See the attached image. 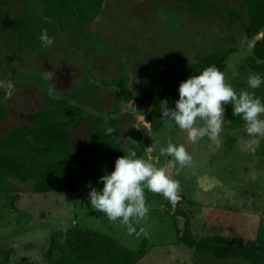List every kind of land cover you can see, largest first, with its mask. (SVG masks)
Here are the masks:
<instances>
[{
  "label": "rangeland",
  "instance_id": "obj_1",
  "mask_svg": "<svg viewBox=\"0 0 264 264\" xmlns=\"http://www.w3.org/2000/svg\"><path fill=\"white\" fill-rule=\"evenodd\" d=\"M3 1L4 25L42 11L34 0ZM201 1L205 12L193 14L168 0H99L101 12L90 24L58 32L51 46L36 53L18 47L5 29L0 30V91L6 108L0 134L14 125H31L35 115L47 109L43 96H48L83 111L84 121L68 129L70 145L80 154L99 157L88 141L87 128L103 115L118 120L122 147L140 155L152 145V156H159L156 166L166 172L172 157L159 151L169 143L183 144L192 156L189 166L171 170L180 183L179 201L173 206L145 190L148 214L134 223L136 232L131 234L126 225L109 221L89 205L91 184L82 183L70 193L36 194L31 183L9 179L15 192L8 195L17 198L9 208L0 195V264H5V254L12 261L20 257L40 261L52 239L75 225L105 234L129 251L144 248L132 264H250L217 259L185 242L190 236L256 237L264 219V137L249 136L245 126L224 124L219 148L207 137L193 144L186 132L168 121L160 130H151L142 103L149 89L177 77L205 55L232 47L235 51L218 68L234 89H248L246 81L253 72L235 70L264 31L251 41L245 38L241 0ZM231 13H242L244 21ZM45 73L50 76L45 78ZM125 76L128 99L113 86L114 79ZM248 90L264 96V84Z\"/></svg>",
  "mask_w": 264,
  "mask_h": 264
},
{
  "label": "trees",
  "instance_id": "obj_2",
  "mask_svg": "<svg viewBox=\"0 0 264 264\" xmlns=\"http://www.w3.org/2000/svg\"><path fill=\"white\" fill-rule=\"evenodd\" d=\"M34 1L42 7L40 15L31 17V14H27L4 25V1L0 0V30L5 29L18 47L34 53L46 48L39 41L42 30L46 29L49 36L55 37L58 32H65L70 27L84 28L101 12L99 0ZM168 1L186 6L193 14L205 12L201 0ZM241 1V7L246 13L245 21L242 13H231V16L244 21L243 34L251 41L264 31V0ZM228 26L231 27V23ZM234 51L232 47L211 52L177 77L165 80L145 92L142 103L147 106L146 120L150 129L158 131L167 121L161 117L164 102L174 108L178 100L177 88L181 82L199 74L208 66L219 67ZM245 70L264 76V34L254 42L250 54L235 71L241 73ZM113 84L126 99L129 98L126 76L114 79ZM235 90L239 92L241 89ZM254 93L264 99L262 94L257 91ZM78 96L75 93L72 98ZM43 98L47 109L39 111L31 125H14L7 134H0V195H4L9 208L14 207L17 198L8 195L15 192V189L9 187V179L31 183L36 194L70 193L76 191V186L82 183L91 184L100 190L102 184L98 183L99 178L113 170L118 157L127 154L128 149L120 144L118 120L103 115L95 117L87 128L88 141L99 157L93 159L74 151L70 145L71 133L68 129L84 121L83 111L62 99L48 96ZM5 115L3 92L0 91V123ZM224 119V124L232 128L244 126L240 116L232 115L231 104L225 106ZM57 236L58 239L53 238L50 247L42 253L40 261L34 262L25 257L12 261L10 255L5 254V264H132L142 256L144 250L140 248L136 252L129 251L109 236L77 225L65 235L61 233ZM183 240H186L185 236ZM185 243L197 252L211 253L220 260L232 258L243 259L250 264H264V219L254 239L221 236L197 239L190 236Z\"/></svg>",
  "mask_w": 264,
  "mask_h": 264
},
{
  "label": "clouds",
  "instance_id": "obj_3",
  "mask_svg": "<svg viewBox=\"0 0 264 264\" xmlns=\"http://www.w3.org/2000/svg\"><path fill=\"white\" fill-rule=\"evenodd\" d=\"M39 41L42 47H48L54 43V37L49 36L45 29ZM49 76L45 73V78ZM246 83L248 89H258L264 84V76L252 74ZM7 87L11 89L13 85L8 83ZM248 89L237 92L226 83L224 72L211 65L179 84L174 108L164 102L161 117L186 132L191 143L207 137L219 148L225 106L231 104L232 115L240 116L244 121L247 134L264 137V99ZM153 152L152 145L146 146L144 154L140 155L137 150L129 148L127 154L115 160L113 170L99 178L98 183L102 184L100 190L89 185V205L96 212L103 213L109 221L126 225L130 234L136 232L134 223L148 214L145 190L162 195L174 206L180 199V183L172 178L171 170L177 165L181 169L187 167L192 161L183 144L169 143L159 151V155L172 157L166 163L165 167L169 170L166 172L156 166L159 156L153 157Z\"/></svg>",
  "mask_w": 264,
  "mask_h": 264
},
{
  "label": "water",
  "instance_id": "obj_4",
  "mask_svg": "<svg viewBox=\"0 0 264 264\" xmlns=\"http://www.w3.org/2000/svg\"><path fill=\"white\" fill-rule=\"evenodd\" d=\"M209 181V179L208 178H204V182H208Z\"/></svg>",
  "mask_w": 264,
  "mask_h": 264
}]
</instances>
